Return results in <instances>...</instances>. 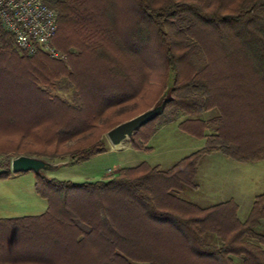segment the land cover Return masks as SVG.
I'll list each match as a JSON object with an SVG mask.
<instances>
[{"label": "trees", "instance_id": "1", "mask_svg": "<svg viewBox=\"0 0 264 264\" xmlns=\"http://www.w3.org/2000/svg\"><path fill=\"white\" fill-rule=\"evenodd\" d=\"M61 61L22 52L0 25V155L76 162L147 111L131 136L143 148L177 121L202 137L166 169L142 161L100 180L35 173L38 215L0 218V264H264V192L245 219L233 200L199 206L201 159L219 151L264 159V0H53ZM71 89L70 98L55 90ZM0 178L10 162L0 164Z\"/></svg>", "mask_w": 264, "mask_h": 264}, {"label": "rangeland", "instance_id": "2", "mask_svg": "<svg viewBox=\"0 0 264 264\" xmlns=\"http://www.w3.org/2000/svg\"><path fill=\"white\" fill-rule=\"evenodd\" d=\"M63 55L65 56V54ZM57 59L65 61L66 56L65 59ZM168 90H164L161 97L148 110L163 104L166 97L169 96ZM54 93L62 98L69 99L71 89L55 90ZM106 133L103 137L107 140ZM130 138L119 150H115L107 140V150L110 149V151L106 150V152L94 154L88 159L78 162L68 158L63 161L55 160L54 162L40 158L46 161L48 165L47 168L38 172L59 180L82 182L84 180L103 179L106 177L104 174L107 169L113 170L122 166H131L142 161L166 169L172 163L202 147L205 143L204 138L190 135L180 129L177 121L161 126L143 144V148H133L130 145ZM14 157L16 155H0V164L11 163ZM228 160L232 164L224 166V163L217 156L211 157L209 165L224 170L223 176L226 174V189H233L232 196L239 205L238 216L245 219L250 211L254 195L264 190V159L255 162ZM202 174L200 179L203 180L204 185L209 177L206 173ZM34 180L35 173L33 171L11 172L8 177L0 178V218L22 217L24 215L40 214L45 211L47 202L36 193ZM190 199L193 200L194 197L190 196Z\"/></svg>", "mask_w": 264, "mask_h": 264}, {"label": "built area", "instance_id": "3", "mask_svg": "<svg viewBox=\"0 0 264 264\" xmlns=\"http://www.w3.org/2000/svg\"><path fill=\"white\" fill-rule=\"evenodd\" d=\"M52 1L0 0V25L13 34L22 52L33 55L43 51L53 58L65 59L51 45L58 16Z\"/></svg>", "mask_w": 264, "mask_h": 264}, {"label": "crops", "instance_id": "4", "mask_svg": "<svg viewBox=\"0 0 264 264\" xmlns=\"http://www.w3.org/2000/svg\"><path fill=\"white\" fill-rule=\"evenodd\" d=\"M145 147H147V146H145ZM202 147H200V148H202ZM115 150H119V149H115ZM107 151H110V149H108ZM216 156L218 157V159L220 161H222V163H224V166H230L232 164L228 159H230V160H233V159L226 157L225 155H223L219 151H213L212 153L204 156L198 164L197 174L195 177V183L197 185V188L190 190L188 192L187 197L190 201L198 204L199 206H209V205L225 202L227 200H233L238 205L237 201L234 200V197L232 196L233 189H226V186H225L226 185L225 184L226 174H225V176H223L224 170H222V168H220V167H216L214 165L213 166L209 165L210 158L211 157L213 158ZM233 161H235V160H233ZM174 163H172V164H174ZM119 168L113 169V170L107 169V172L104 174V176H108V175L116 172ZM110 172H112V173H110ZM202 173L203 174L206 173L207 176L209 177L205 181L206 184H204V185H203V180L200 179ZM227 181H229V180H227ZM230 185H229V187H231ZM262 192H264V190L259 192V193H262ZM259 193H257V194H259ZM257 194H255V195H257ZM255 195H254V197H255ZM190 196H193L194 199L191 200ZM254 197H253V199H254ZM253 199H252V202H253ZM252 202H251V204H252ZM46 206H47V204H46ZM238 211H239V205H238ZM33 215H38V214H33ZM24 216H28V215H24ZM1 218H3V217H1ZM261 222H260V225L258 227V231L260 233L264 234V219Z\"/></svg>", "mask_w": 264, "mask_h": 264}, {"label": "water", "instance_id": "5", "mask_svg": "<svg viewBox=\"0 0 264 264\" xmlns=\"http://www.w3.org/2000/svg\"><path fill=\"white\" fill-rule=\"evenodd\" d=\"M163 104L147 110L141 114H138L127 121H124L106 133L107 140L111 144L117 141L120 137L126 135L131 137L134 132L143 124L154 118ZM112 145V144H111ZM48 163L43 159L29 156V155H18L11 160L10 168L13 173L19 172H38L41 169L47 168Z\"/></svg>", "mask_w": 264, "mask_h": 264}, {"label": "bare ground", "instance_id": "6", "mask_svg": "<svg viewBox=\"0 0 264 264\" xmlns=\"http://www.w3.org/2000/svg\"><path fill=\"white\" fill-rule=\"evenodd\" d=\"M127 140H128V136L124 135L120 137L117 141L112 142L111 144L113 148L120 149Z\"/></svg>", "mask_w": 264, "mask_h": 264}]
</instances>
